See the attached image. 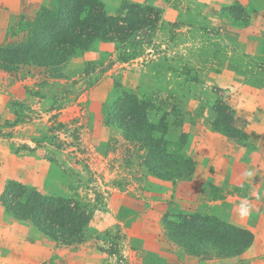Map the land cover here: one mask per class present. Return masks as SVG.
I'll list each match as a JSON object with an SVG mask.
<instances>
[{
    "label": "rangeland",
    "instance_id": "obj_1",
    "mask_svg": "<svg viewBox=\"0 0 264 264\" xmlns=\"http://www.w3.org/2000/svg\"><path fill=\"white\" fill-rule=\"evenodd\" d=\"M100 2L110 16L138 5L160 20L55 69L0 63V264H264V227L256 236L222 218L212 203L221 191L194 176L222 141L253 147L246 128L264 107V0ZM45 6L57 11L58 1ZM21 21L10 42L25 36ZM124 94L153 102L150 121L167 133L151 138L167 141L163 156L110 121ZM256 100L257 114L245 118ZM11 181L81 204L91 216L84 241H56L9 214L1 197ZM194 215L248 231L251 245L227 254L238 249L223 244L234 231L196 221L204 238L183 228Z\"/></svg>",
    "mask_w": 264,
    "mask_h": 264
},
{
    "label": "trees",
    "instance_id": "obj_2",
    "mask_svg": "<svg viewBox=\"0 0 264 264\" xmlns=\"http://www.w3.org/2000/svg\"><path fill=\"white\" fill-rule=\"evenodd\" d=\"M57 1V11L44 6L33 19L22 18L21 24L25 25V36L16 43L10 42L6 44L7 46L0 47L1 68L12 71L16 65L25 64L55 69L77 53L92 50L96 42L124 44L136 32L152 27L160 20V17L152 18L150 15L155 9L141 8L138 5L128 8L126 17H117L108 15L105 5L100 0ZM20 26L18 23L14 29L22 28ZM13 31L10 33L12 37L17 35L16 32L12 35ZM118 102V105L114 103L111 108V114H114L115 118L110 121L119 124L126 133H135L138 140L145 143L150 141L157 155L166 154L167 141L163 137L154 140L151 138L156 132L163 135L167 133L161 128L163 123L161 126H156L150 121V113L155 109L153 102L140 101L134 94H124L123 97L118 98ZM142 131L147 137L141 136ZM168 156H172L173 159L178 158L174 153ZM186 165L190 167L189 171L192 173L194 163L188 161ZM1 200L4 208L14 218L31 222L38 230L56 241L70 245L84 241L91 216L76 200L44 196L15 181L8 183ZM190 218V221L186 222L189 223L187 225L190 228L185 226L183 228L204 238L209 234L208 229L203 231L196 229L197 222L203 226H213L217 231L233 230L234 233L230 234V238L222 240L225 246L231 243L235 248L238 247L237 250L227 253L229 255L241 254L252 243L253 238L248 231L227 225L220 219L214 220L211 217L195 215ZM231 237L235 238L234 242ZM217 238L213 237V239Z\"/></svg>",
    "mask_w": 264,
    "mask_h": 264
},
{
    "label": "crops",
    "instance_id": "obj_3",
    "mask_svg": "<svg viewBox=\"0 0 264 264\" xmlns=\"http://www.w3.org/2000/svg\"><path fill=\"white\" fill-rule=\"evenodd\" d=\"M48 1L0 0V46L10 42V30L17 26L21 18L36 15ZM106 44L108 43L102 45ZM91 54L93 53H87L82 59ZM232 80L234 81V76ZM256 103L257 100L252 101L243 109L245 118L252 119L259 114V118L246 128L253 145L252 149L235 148L233 147L236 145L235 142L222 141L217 152L212 149L214 152H211L212 160L209 164H196L194 176L198 181L206 180L213 183L212 190L221 191V198L212 203L219 205L222 218L237 226L258 232V229L262 230L264 227V107L258 108L254 114ZM236 109L238 115H242L241 108L238 106ZM216 142L218 143V140ZM245 202L249 211L242 215L240 206ZM260 233H264V229ZM258 234L259 232L256 236ZM257 247L258 242H255L253 249L257 250Z\"/></svg>",
    "mask_w": 264,
    "mask_h": 264
},
{
    "label": "clouds",
    "instance_id": "obj_4",
    "mask_svg": "<svg viewBox=\"0 0 264 264\" xmlns=\"http://www.w3.org/2000/svg\"><path fill=\"white\" fill-rule=\"evenodd\" d=\"M240 210L242 215H246L248 213L249 209L246 202L241 204Z\"/></svg>",
    "mask_w": 264,
    "mask_h": 264
}]
</instances>
